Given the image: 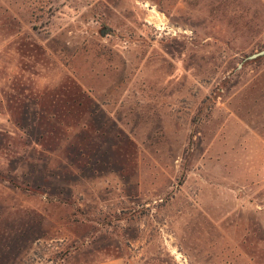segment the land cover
<instances>
[{"label": "rangeland", "instance_id": "374dc122", "mask_svg": "<svg viewBox=\"0 0 264 264\" xmlns=\"http://www.w3.org/2000/svg\"><path fill=\"white\" fill-rule=\"evenodd\" d=\"M264 0H0V264H264Z\"/></svg>", "mask_w": 264, "mask_h": 264}, {"label": "water", "instance_id": "95a60500", "mask_svg": "<svg viewBox=\"0 0 264 264\" xmlns=\"http://www.w3.org/2000/svg\"><path fill=\"white\" fill-rule=\"evenodd\" d=\"M261 57H264V50L260 51V52H257L249 57H247L246 60H253V59H257V58H261Z\"/></svg>", "mask_w": 264, "mask_h": 264}]
</instances>
